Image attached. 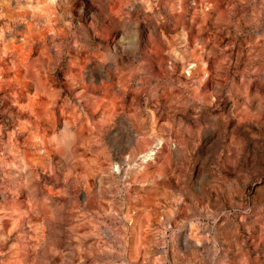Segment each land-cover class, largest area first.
Returning <instances> with one entry per match:
<instances>
[{
  "label": "rangeland",
  "instance_id": "rangeland-1",
  "mask_svg": "<svg viewBox=\"0 0 264 264\" xmlns=\"http://www.w3.org/2000/svg\"><path fill=\"white\" fill-rule=\"evenodd\" d=\"M17 199L43 216L25 264H264V0H0V204Z\"/></svg>",
  "mask_w": 264,
  "mask_h": 264
},
{
  "label": "bare ground",
  "instance_id": "bare-ground-1",
  "mask_svg": "<svg viewBox=\"0 0 264 264\" xmlns=\"http://www.w3.org/2000/svg\"><path fill=\"white\" fill-rule=\"evenodd\" d=\"M173 4V3H172ZM48 18V17H47ZM160 36H161V34H160ZM163 36V35H162ZM121 38V37H120ZM119 38V39H120ZM119 43H121V42H119ZM116 45V44H115ZM96 64V63H95ZM97 70H98V72L100 71V67H99V65L98 64H96V67H95ZM82 69V68H81ZM85 71H83V70H80L79 71V73L77 74V76H79L80 78H82L83 76V73H84ZM76 75V74H75ZM202 75H204V74H202ZM249 80V79H248ZM80 89V88H79ZM82 92V91H81ZM80 92V93H81ZM87 94V93H86ZM90 94L91 93H88V96H90ZM81 95V94H80ZM215 104V103H214ZM94 105V104H93ZM94 107V106H93ZM111 107V106H110ZM111 110V109H110ZM54 118V117H53ZM88 123V122H87ZM73 124V123H72ZM82 126H86V125H81L80 126V128H78V135H79V137H81V139H82V141H80L81 142V146L82 145H84V148H82V150H78V152H77V157H76V159H75V162L76 163H74L75 164V166H77V165H80V169H81V175H83V176H88L89 174H90V172H91V167H90V165L91 164H89V163H92L91 161H90V158H87L88 156L86 155V150L87 149H89V147L91 146V141H92V137H91V134L90 133H83L82 132V129L84 128V127H82ZM86 130V129H85ZM85 130H84V132H85ZM44 135H45V133L44 134H41L40 133V135L39 134H36L35 133V138H34V142H33V144H37V142H38V138H40L39 139V141H40V143H46L47 141L45 140V138L46 137H44ZM72 136V135H71ZM52 138V137H51ZM50 138V139H51ZM47 139V138H46ZM74 139V138H73ZM48 140V139H47ZM79 140V139H78ZM55 142V141H54ZM73 142V141H72ZM79 142V143H80ZM51 143V142H50ZM53 143V142H52ZM43 144V145H44ZM41 145V144H40ZM50 144H49V147H48V144H45V147L44 146H42L43 148H45L46 149V151H47V153H49V148H50ZM235 147V146H234ZM77 150V149H76ZM40 151V150H39ZM149 151H151V150H149ZM16 152H17V149H16ZM32 153V152H31ZM30 153V154H31ZM151 153V152H150ZM17 154V153H16ZM22 154V153H21ZM35 155H36V153L34 154V158H35ZM49 155V154H48ZM97 155V154H96ZM37 156V155H36ZM18 157H20V155L18 156ZM23 157V156H22ZM22 157H21V160H22V163L24 164L25 162H29V160L28 159H26V157H25V159H24V162H23V159H22ZM40 157V156H39ZM15 158V157H14ZM13 158V159H14ZM34 158H32V160H34ZM36 159H37V157H36ZM35 159V160H36ZM40 159V158H39ZM46 159V158H45ZM50 158H48V160H49ZM38 160V159H37ZM42 160V159H41ZM70 161V160H69ZM22 163H21V165H22ZM32 164V163H31ZM43 164V163H42ZM45 164V163H44ZM50 164V163H49ZM8 165V164H7ZM26 165V164H25ZM33 165H34V162H33ZM40 165V164H39ZM20 166V165H19ZM24 166V165H23ZM32 166V165H31ZM25 168H26V166H24ZM114 167V166H113ZM23 168V167H22ZM21 168V169H22ZM16 169V166H8V172H7V175L8 176H11V174H13V170H15ZM24 170V169H23ZM30 170V169H29ZM74 170V166L72 167L71 165H68V171H69V173H71L72 171ZM28 172V171H27ZM26 172V173H27ZM31 172V171H30ZM20 174H22V172L20 173ZM19 174V175H20ZM30 174V173H29ZM28 174V175H29ZM76 175V174H75ZM30 176V175H29ZM24 178H26L27 176H23ZM80 177V176H79ZM13 179V178H12ZM137 179V178H136ZM82 180H84V179H82ZM31 181V180H30ZM16 182V181H15ZM88 182V181H87ZM23 183L24 182H20V180H17V185H16V187L19 189V190H21V188L23 187ZM35 184V183H34ZM106 184V183H105ZM25 186H34V185H31V184H28V183H25ZM147 188V187H146ZM213 188V187H212ZM144 189H145V187H144ZM47 190V189H46ZM161 190V189H160ZM15 192V191H14ZM155 192V191H154ZM155 194V193H154ZM20 198V197H19ZM24 198V197H23ZM175 198V197H174ZM179 198H181V197H179ZM47 199V198H46ZM98 199V198H97ZM35 200V199H34ZM101 200V199H100ZM88 201V200H87ZM149 201V200H148ZM151 201V200H150ZM34 202V201H33ZM1 203V202H0ZM4 204H0V240H1V237H4V238H2L3 240H5L6 241V238H8L11 234H13V232H17V235H16V239L17 240H15L16 241V244L15 243H13L14 244V250L9 254L8 253V255H9V259H7L6 260V262H4L5 264H25L24 263V261H25V258L26 257H28L27 255H29V254H27V255H25L26 253L24 252V250L26 249V248H28V247H26V246H24L22 243H23V241L26 239V238H31L32 236H28V237H26V232H27V230H29V232L30 233H32L34 236L32 237L33 239L32 240H34V242H35V245H31V243H30V245H29V248H32V249H34V250H36V247H37V244H39L40 245V243L42 242V239H43V233H42V231H43V229L41 228V227H43V225H42V223H43V221H42V218H43V216H42V218H40V217H38V216H36V217H33V218H28V216L26 215V213H28L27 212V210L24 208L25 207V204H24V201L23 200H20V199H17V200H14V201H8V200H5V202H3ZM26 203V202H25ZM96 203V202H95ZM115 203V202H114ZM134 203V202H133ZM100 204V203H99ZM24 206V207H23ZM131 206V205H130ZM92 207V206H91ZM127 207H129V206H127ZM132 207V206H131ZM136 206H134V208H135ZM133 208V207H132ZM136 209V208H135ZM107 210V209H106ZM132 210V209H131ZM134 210V209H133ZM140 210V209H139ZM188 210V209H187ZM127 211H129L128 209H127ZM135 212H137V211H135ZM134 212V213H135ZM130 213V212H129ZM128 213V214H129ZM146 213H147V211H146ZM154 213V212H153ZM152 213V214H153ZM39 214V213H38ZM37 214V215H38ZM127 214V215H128ZM136 214V213H135ZM135 214H133V215H135ZM140 214V213H139ZM142 214V213H141ZM148 214V213H147ZM150 214V213H149ZM148 214V216H149V218H150V215ZM162 214V213H161ZM165 213H163V215H164ZM36 215V214H35ZM144 215H145V213H144ZM157 215V214H156ZM168 215V214H167ZM129 216V215H128ZM131 216V215H130ZM142 216V215H141ZM140 216V217H141ZM147 216V215H146ZM145 216V217H146ZM161 216V215H160ZM166 216V215H165ZM162 217L161 219L162 220H164V218H166V217ZM170 216V215H169ZM29 217H30V215H29ZM140 217L138 218L139 219V221H140ZM153 217H154V215H153ZM97 218V217H96ZM143 218V217H142ZM147 218V217H146ZM151 218H152V216H151ZM186 218V217H185ZM145 219V218H144ZM153 219V218H152ZM160 219V220H161ZM171 219V218H170ZM59 220V219H58ZM129 220V219H128ZM130 220H131V217H130ZM162 220H161V222H162ZM167 220V219H166ZM166 220H164L165 221V223H166ZM127 221V220H126ZM146 221V220H145ZM148 221V220H147ZM163 221V222H164ZM141 222V221H140ZM153 222V221H152ZM162 222V223H163ZM170 222V221H169ZM83 223V222H82ZM150 224H151V221L149 222ZM145 224L144 226H146L145 227V229L146 228H150V224ZM60 224V223H59ZM90 224V223H89ZM103 224V223H102ZM105 224V223H104ZM138 224V223H137ZM42 225V226H41ZM132 225H134V224H132ZM197 225V224H196ZM20 226H21V229H20ZM25 226V227H24ZM139 226H140V224H139ZM138 226V227H139ZM204 226V225H203ZM257 226V225H256ZM135 227H137V225L135 226ZM153 226H151V228H152ZM59 228V227H58ZM134 228V227H133ZM155 228H156V226H155ZM155 228H153V231H154V229ZM165 228V227H164ZM42 229V230H41ZM124 229V228H123ZM135 229V228H134ZM133 229V230H134ZM137 229V228H136ZM135 229V230H136ZM142 229H144V227L142 228ZM168 229V228H167ZM88 230V229H87ZM126 230V229H125ZM133 230H132V232H133ZM156 230V229H155ZM137 231V230H136ZM147 231V230H146ZM149 231L151 232V230L149 229ZM148 231V233H149V235H151V233ZM165 231V230H164ZM89 232V231H88ZM163 232V231H162ZM161 232V233H162ZM82 233V232H81ZM121 233V232H120ZM136 233H138V232H136ZM145 234H148V233H146V232H144ZM157 233H159V232H157ZM160 233V234H161ZM126 234V233H125ZM129 234H130V230H129ZM137 235V234H136ZM185 234L183 233V237H185L184 236ZM262 235V234H261ZM260 235V236H261ZM142 236H144V235H142ZM154 236V235H153ZM158 236V235H157ZM189 236V235H188ZM258 236V235H257ZM15 237V234H14V236H13V238ZM77 237V236H76ZM133 237V236H132ZM155 237V236H154ZM182 237V238H183ZM190 237V236H189ZM188 237V238H189ZM137 238H138V236H137ZM139 239V238H138ZM155 239L156 238H153L152 236H145L144 238H142V239H139V241L142 243V249H143V254L145 255V254H147L148 252H150L151 253V251H148V248L147 247H145L147 244L146 243H152V242H155ZM186 239V238H185ZM1 241L0 242V250H2V248L4 249V241ZM14 240V239H13ZM12 240V241H13ZM82 240V239H81ZM131 240V239H130ZM182 240H184V238L182 239ZM14 241V242H15ZM44 241V240H43ZM133 241V240H132ZM175 241V240H174ZM177 241V240H176ZM26 242V241H25ZM135 242H137V240L135 241ZM183 243H184V241H182ZM126 243V242H125ZM133 243V242H132ZM144 243V244H143ZM148 243V245L150 246V244ZM196 243H197V245H198V241H196ZM28 244V243H27ZM96 244V243H95ZM146 244V245H145ZM153 244V243H152ZM151 244V245H152ZM156 244V243H155ZM200 244V243H199ZM6 245V244H5ZM42 245V244H41ZM40 245V246H41ZM131 245V244H130ZM145 245V246H144ZM147 245V246H148ZM171 245V244H170ZM169 245V246H170ZM201 245V244H200ZM7 246V245H6ZM11 247H12V245H10ZM10 246L8 247H6V250H5V252L7 251V249L8 248H10ZM28 246V245H27ZM35 246V247H34ZM39 246V247H40ZM102 246V245H101ZM148 246V247H149ZM153 246V245H152ZM158 246V245H157ZM132 247V246H131ZM135 247H136V252L138 253L139 252V250H138V247L135 245ZM153 247H155V246H153ZM101 248V247H100ZM149 248H151V247H149ZM197 248H199V247H197ZM12 249H13V247H12ZM38 249V248H37ZM113 249V248H112ZM10 250H11V248H10ZM38 251V250H37ZM36 251V252H37ZM76 251V250H75ZM87 252V251H86ZM130 252V251H129ZM141 252H142V250H141ZM179 252V251H178ZM3 253H4V251H3ZM34 253V252H33ZM140 253V252H139ZM1 254H2V251H1ZM129 254H132V251H131V253H129ZM142 254V255H143ZM149 254V253H148ZM147 254V255H148ZM8 255H6V256H8ZM147 255H145V256H147ZM138 257V256H137ZM162 257V256H161ZM1 258V257H0ZM136 258V255L134 254V255H131V258H130V260L131 261H134V260H136L135 259ZM140 258H141V256L139 257V261L141 262L143 259L141 258V260H140ZM4 259V258H3ZM28 261H29V259H28ZM124 261V260H123ZM137 261V260H136ZM25 262H27V261H25ZM130 262V261H129ZM144 262V261H143ZM152 262V261H151ZM3 263V264H4ZM28 263V262H27ZM133 263V262H132ZM53 264H54V262H53ZM92 264V263H91ZM130 264V263H129ZM134 264V263H133ZM137 264V263H136Z\"/></svg>",
  "mask_w": 264,
  "mask_h": 264
}]
</instances>
